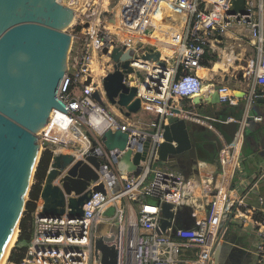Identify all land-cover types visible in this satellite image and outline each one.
Listing matches in <instances>:
<instances>
[{
    "label": "built area",
    "instance_id": "built-area-1",
    "mask_svg": "<svg viewBox=\"0 0 264 264\" xmlns=\"http://www.w3.org/2000/svg\"><path fill=\"white\" fill-rule=\"evenodd\" d=\"M59 1L74 9V19L67 29L73 36L69 68L58 89V97L68 108L67 113L59 108L52 110L47 125L39 132L41 151L50 149L51 161L58 153L73 155V162L56 179L60 185V179L78 161L88 163L98 178L88 183L92 195L78 216L71 214L68 206L60 215L42 214L40 192L25 256L19 262L8 259L6 264H101V254L97 257L94 246L100 224H108L107 234L115 236L118 264H214L227 218V230L232 220L240 228H252L256 238L252 251L257 264H263L264 196L258 197L256 205L246 198L264 172L240 190L235 185L248 115L223 119L238 123L233 138L228 140L210 116L189 106L196 105L194 96L203 94L202 70L225 71L223 66L213 68L227 51L235 55V64L228 67L227 74L243 83L247 102L264 97V0H244V10L235 9L237 0ZM126 52L133 71L126 73L124 81L137 87L141 109L150 114L146 120L139 111L126 115L109 101L104 87V77L117 66L122 68ZM156 52L157 58L148 56ZM212 78L217 79L216 75ZM215 85L223 103L234 105L242 97L223 80ZM168 115L196 121L216 132L220 174L197 179L159 164L158 145L164 140ZM253 118L261 121L263 117ZM108 129L128 133L125 149L107 148L102 135ZM59 133L71 136L60 138ZM133 136L136 141L149 139L138 173L118 167ZM137 147L135 144L134 151ZM90 154L97 157L99 166L87 159ZM103 169L111 173V178ZM100 183L105 191L94 190ZM165 202L173 205L175 213L180 205H190L195 226L176 227L174 215L163 231ZM111 208L113 212L108 213Z\"/></svg>",
    "mask_w": 264,
    "mask_h": 264
},
{
    "label": "water",
    "instance_id": "water-1",
    "mask_svg": "<svg viewBox=\"0 0 264 264\" xmlns=\"http://www.w3.org/2000/svg\"><path fill=\"white\" fill-rule=\"evenodd\" d=\"M237 3L235 9L244 10V0H237ZM73 19L74 9L59 0H0V264L10 251L25 211L42 152L39 132L47 125L54 108L67 113L68 107L58 97V89L69 68L73 36L67 29ZM128 56L127 52L123 55L122 68L117 66L104 77V87L109 101L129 116L141 109V101L136 97L137 87H130L124 81L126 73L133 71ZM148 56L157 58L159 52ZM138 73L144 80V74ZM86 82L89 83L90 78ZM235 92L242 97L245 95L244 91L235 89ZM93 95L105 104L97 92ZM193 100L196 104L221 103L218 86L215 85L209 96L196 95ZM257 101L264 102V98ZM207 128L196 121L168 115L164 140L158 145L162 165L180 171L186 177L196 172L199 162L196 132ZM102 139L109 149H125L129 136L127 132L108 129ZM130 143L131 146L118 160V167L138 173L141 160L147 154L149 139L136 141L133 136ZM135 144L138 145L136 151L133 149ZM87 159L99 166L94 155H87ZM73 160V155L68 153L53 156L41 189L42 214L60 215L66 206L73 215L83 214V205L92 195V189H87V185L98 178V173L88 163L78 161L66 174L75 186L69 189L68 182L60 185L56 181L58 175ZM102 171L111 178L107 169ZM94 190L105 191L102 183L95 185ZM172 206L169 202L162 205L163 231L171 224L168 218L174 215L176 227L195 226L190 205H180L176 213ZM229 223L230 218H227L216 245L214 264H220L223 236ZM107 229L108 224H100L97 228L95 252L97 257L101 254V264H118V251L113 242L115 236L108 235ZM236 257L239 261L241 256L238 252Z\"/></svg>",
    "mask_w": 264,
    "mask_h": 264
},
{
    "label": "crops",
    "instance_id": "crops-1",
    "mask_svg": "<svg viewBox=\"0 0 264 264\" xmlns=\"http://www.w3.org/2000/svg\"><path fill=\"white\" fill-rule=\"evenodd\" d=\"M227 52H230V51H227ZM229 57H231V56H229ZM232 63H233V58H232ZM226 69H228V68H225V71H223L222 73L212 71V73H211L212 76L216 75L217 79L210 77L207 74V72L204 71L205 69L202 70L203 75H205V77H204L205 78V87L211 88L213 85L212 89H208L207 91H205V89L203 90L204 95H207V93L209 92V94H208V96H209L210 93H212L214 91L215 83L217 82V80H219L220 76H222V80L224 82H226L227 84H229L233 89H237L239 91H244L243 90L244 89L243 83L239 79L230 78L227 74ZM222 80H220V81H222ZM240 88L242 90H240ZM258 103L259 102L257 101V99L251 103H248L247 99L243 96V97H240L238 103L234 104V105H229L227 103L221 102L220 105H222V108H221V110H218L216 113L204 111V106L207 103L196 104L192 107L191 106H189V107L194 109L195 111H197L198 113H200L202 115L210 116L215 127L225 135L226 139L231 140L235 134L234 128L232 126V123H226V121H223V119H225L228 115H234L235 117L242 119L244 117V114H247L248 115V124L244 127V136H245L247 131H248L247 128L249 126H251V124H252V120L255 123H260V122L264 121L263 114L261 112H259L257 109V108H259ZM260 103H263V102H260ZM217 104H219V103H217ZM242 104L244 105V110L242 112V115L237 116V114H236L237 107L236 106L242 105ZM253 108H255L254 111L252 110ZM147 114L150 116L149 113H147ZM253 115H261L263 118L261 121H257L253 118ZM141 118H142V116H141ZM149 118L150 117L142 118V119L146 120ZM196 123H198V122H196ZM198 124H200V123H198ZM212 131H214V130H212ZM214 133L216 134L215 131H214ZM199 136H202V135L200 134ZM203 136H204V139L201 137L198 140V144H197V150H198V155H199V162L196 166L197 171L190 175V177H195L197 179H199V178L205 179V178L209 177V175H211V174L214 176H217L218 174H220V170H221L220 163L218 161V156H216V158H215L213 155L215 153V151L217 150L215 148L214 144L216 143V145H217L218 141L215 139H211L208 134L204 135V133H203ZM205 140H207V141L211 140V142H207ZM213 141H216V142H214V144H213ZM245 141H246V139H245ZM244 145H245V142H244ZM244 145H243V147H244ZM258 147H259V153L262 156H264V143L262 144V146L259 145ZM242 150H243V148H242ZM159 164H162V163L160 162ZM262 167H264V166H262ZM242 169L243 168L241 166L240 169L238 170L240 172V180L239 181L236 180V174H235V185L239 188V190L242 189L243 185L246 183L252 184L254 182L253 179H256V177L258 176L257 172H254L253 174L250 175V174H247V172L243 171ZM257 185H259V184H257ZM260 195L264 196V190H260L259 196ZM248 198H251L252 202L255 199V197L251 196V190L247 194L246 199H248ZM258 202H259V200H258ZM252 205H256V204H252ZM109 211H108V213H109ZM238 228L241 231L242 240L235 244L236 248H237V252L239 253V256H241L239 261L236 259L237 264H257V256L252 251V247H253V244H254L255 239H256L255 238V232L252 230L251 227H246V228L238 227ZM249 228H251V229H249ZM252 254H254L256 256L255 261H253V259H252V256H251ZM263 264H264V261H263Z\"/></svg>",
    "mask_w": 264,
    "mask_h": 264
},
{
    "label": "rangeland",
    "instance_id": "rangeland-1",
    "mask_svg": "<svg viewBox=\"0 0 264 264\" xmlns=\"http://www.w3.org/2000/svg\"><path fill=\"white\" fill-rule=\"evenodd\" d=\"M250 52V51H249ZM248 52V53H249ZM231 56L234 59V54L231 52L229 55L225 57ZM224 57V58H225ZM219 80H222V76L219 77ZM259 108L258 111L261 112L264 116V102L263 103H258ZM222 105L217 104V103H212V104H206L204 106V111L211 112V113H216L218 110H221ZM253 111L255 108L252 109ZM142 118H148L149 115L143 109L139 110ZM251 129V130H250ZM247 133L245 135V145L242 150V155H241V166L242 170L247 172V174H253L254 172H257V174L260 176L264 172V156H262L259 153V145L262 146L264 143V121L260 123H255L252 120L251 126L247 128ZM251 131V132H250ZM79 147V146H77ZM257 151V152H256ZM42 153V152H41ZM236 180H240V172L237 171L236 173ZM35 181V176L33 175L32 178V184ZM255 182L256 180L253 179ZM253 182V183H254ZM259 185L254 186L251 190V196L255 197L254 201H251V198L247 199V202L250 204H259L258 202V196L260 194V190H264V177L258 181ZM29 198V194L27 196V200ZM125 202V201H124ZM136 205V204H135ZM113 209L109 211V213H112ZM24 214V213H23ZM239 225L236 224L234 220H232L231 225L229 226L226 235H225V241L222 247V253H221V258H220V264H237V248H236V243L240 242L242 240L241 236V231L238 228ZM251 229V228H249ZM18 238V234L16 235V238L14 242L11 245V248L15 245L16 240ZM10 248V251H11ZM10 251L8 252L3 264H6ZM253 261L256 260V256L254 254L251 255Z\"/></svg>",
    "mask_w": 264,
    "mask_h": 264
},
{
    "label": "trees",
    "instance_id": "trees-1",
    "mask_svg": "<svg viewBox=\"0 0 264 264\" xmlns=\"http://www.w3.org/2000/svg\"><path fill=\"white\" fill-rule=\"evenodd\" d=\"M236 114L237 116H241L242 112L244 110V105H237ZM226 123H232V126L234 128V132L238 128V123L236 122H226ZM204 135L208 134L211 139H215L218 141L217 134L214 133L210 128H207L205 131H199L196 132V138L199 140L201 137L204 139ZM202 136H199V135ZM214 136V137H212ZM207 141V140H205ZM207 142H211V140H208ZM216 141H213V144ZM215 148L217 149L215 153L213 154L214 157L218 156V150H219V141L216 145L214 144ZM52 158V151L50 149H44L40 155L39 162L37 164L36 170H35V181L31 186V190L29 192V198L26 203V208L24 211V214L22 216V219L19 224V230H18V238L16 240L15 245L11 248L10 254L8 259L10 261L19 262L24 256L26 249L28 247V244L32 238L33 230H34V215L33 212L36 208V200L40 196V192L42 189V183L45 181V177L50 165V161ZM214 158V159H215Z\"/></svg>",
    "mask_w": 264,
    "mask_h": 264
},
{
    "label": "bare ground",
    "instance_id": "bare-ground-1",
    "mask_svg": "<svg viewBox=\"0 0 264 264\" xmlns=\"http://www.w3.org/2000/svg\"><path fill=\"white\" fill-rule=\"evenodd\" d=\"M232 51H230V52H226L225 53V56H227V55H229L230 53H231ZM224 56V57H225ZM234 58H235V56H234ZM231 63H232V58L231 57H225V58H223L222 60H218V61H216L215 62V64H214V70H217V69H219L221 66H223V67H226V68H228L230 65H231ZM233 65L235 64L234 63V59H233V63H232ZM228 69H226V71H227ZM205 72H207V74L210 76V77H212V71L211 70H209V69H205L204 70ZM213 88V85H212V87L211 88H209V87H204V89H205V91H207L208 89H212ZM60 138H68L69 136H71L69 133L68 134H64V133H59V135H58ZM61 149H63V148H61ZM60 181H61V183L64 185L66 182H68V188L69 189H71V188H73L74 186H75V182L72 180V179H69V178H67L66 177V175H64L61 179H60ZM16 235L17 234H15V236H14V238H13V240H12V242H11V245H12V243L14 242V240H15V238H16ZM7 256V255H6ZM6 256H5V258H6ZM5 258L3 259V262H4V260H5ZM3 262H2V264H3Z\"/></svg>",
    "mask_w": 264,
    "mask_h": 264
},
{
    "label": "clouds",
    "instance_id": "clouds-1",
    "mask_svg": "<svg viewBox=\"0 0 264 264\" xmlns=\"http://www.w3.org/2000/svg\"><path fill=\"white\" fill-rule=\"evenodd\" d=\"M264 98V97H263ZM26 208V207H25Z\"/></svg>",
    "mask_w": 264,
    "mask_h": 264
}]
</instances>
